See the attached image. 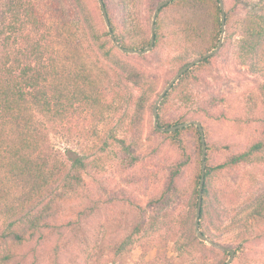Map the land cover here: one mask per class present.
Segmentation results:
<instances>
[{"label":"rangeland","instance_id":"rangeland-1","mask_svg":"<svg viewBox=\"0 0 264 264\" xmlns=\"http://www.w3.org/2000/svg\"><path fill=\"white\" fill-rule=\"evenodd\" d=\"M29 1L45 16L44 44L55 49L63 77L91 69L110 98L116 85L121 98L115 102L116 110L92 108L69 98L73 84L70 77L64 79L68 90L64 92L62 116L49 119L28 110L21 116L20 126L9 118L0 119V161L9 147L18 143L21 127L30 126L38 133L42 153L69 165V159L84 155L99 137L116 135L120 142H111L106 152L97 155L99 167L83 172L82 187L65 200L55 225L38 230L32 240L21 245L3 237L7 233V204L15 203L23 186H29L7 182L0 167V181L5 180L11 189L8 199L0 201V264L6 254L11 256L7 264L227 262L230 255L220 249L189 242L195 177L200 171L196 137L187 133L179 141L161 133L154 127L153 114L156 100L181 67L201 57L200 52L210 45L212 6L166 8L160 17L158 44L145 55L126 54L114 46L120 58L145 74L142 90L151 87L153 91L140 121L134 102L143 91L126 79V72L111 80L117 65L104 57L95 41L93 24L100 33L108 31L98 0ZM161 1L106 0L113 25L128 46L150 39L153 14ZM247 1L254 0H224L226 31L221 49L183 92L190 102L185 106L175 98L164 114L170 122H201L211 150V165L264 136V49L250 57L240 55L241 22L250 8ZM7 2L0 0V22ZM109 40L107 47L111 49ZM25 45L18 44L17 48ZM2 52L0 47V55ZM180 163L184 164L175 179L177 191L165 195ZM210 182L204 230L217 244L235 250L232 264H264V221L254 222L252 218L264 198V164L242 163L213 175ZM166 201L169 204L163 208ZM156 215L159 219L153 230L132 235L137 222L155 223Z\"/></svg>","mask_w":264,"mask_h":264},{"label":"trees","instance_id":"trees-1","mask_svg":"<svg viewBox=\"0 0 264 264\" xmlns=\"http://www.w3.org/2000/svg\"><path fill=\"white\" fill-rule=\"evenodd\" d=\"M104 2L111 21L112 31L119 43L126 48L146 49L150 44V39L142 41L141 45L135 47H130L126 44L123 37L116 31L113 25L106 0ZM188 4L212 6L211 17L213 30L210 34V45L201 51L199 55L212 51L218 46L221 35V9L219 1L175 0L161 9L158 15L154 48L158 44L160 38L159 32L162 29V23L160 21L162 12L171 6ZM247 4L250 8L241 22L242 45L240 55L243 58L250 57L259 50L264 49V0L247 1ZM45 21V16L31 1L8 0L6 10L0 22V47H3L2 55H0V119L9 118L17 126H20L21 123L19 121L21 116L28 110H33L49 119L62 116V110L65 107L63 102L64 92L68 90L63 80L68 77L71 78V83L73 84L70 99L84 101L92 108H97L102 111L110 109L111 111L116 110L114 107L115 102L121 98V95L115 88L119 89V86L116 85L113 87L112 92L114 96L111 94L110 98L109 93H106L105 87L101 85V79L92 75L90 72L91 69H88L90 73L83 69L81 70L82 73L79 72L77 75L76 73H71L64 77L59 72L54 55L55 49L53 50L44 44V40H47L44 30L46 26ZM93 27L95 41L98 43L99 50L103 53L104 57L109 58L112 63L117 65V68L111 72V80L119 78V72L121 73L123 71L126 72V79L142 90L144 82L146 81L145 74L120 58L114 52L113 44L111 49L107 47V38L111 39L108 31L100 33L94 24ZM206 36L204 35L202 38H206ZM108 43L113 42L109 40ZM18 44H26V47L19 49L17 48ZM209 60L210 58L206 59L185 73L164 97L158 109V121L161 127H171L186 122L181 120L167 121V117L164 114L169 110L175 98L179 97L185 106L190 102V97L182 94L187 90L191 79L195 78L196 73ZM184 66L186 64L181 69ZM51 90L53 91L52 93H50ZM142 91L143 93L137 98L136 103L134 102L137 107V113L141 115L139 116L140 121L143 119L142 116L148 107L153 93L151 87ZM31 129L32 127L30 126L27 129L20 128L17 135L18 143L11 145L6 156L0 161V167L5 171L4 179L7 182L15 183V186H21V183L29 186L28 188L26 185L25 187L23 186V192L20 196L18 195L15 203L7 204V233L3 237H5V240L12 239L13 243L17 245H21L27 240L30 241L34 237V233L38 230L43 228L51 229L55 225L54 222L60 217L65 200L78 192L82 187L84 183L83 172L91 166L99 167V159L96 158L97 155L106 152L107 148L111 147V142L115 140L117 143L120 142L116 135L110 138L99 137V142L94 146L88 147L89 149L84 151V155L69 159L68 161L71 163L69 165L59 158H53L52 155L42 153L40 147L41 139L38 133H35L36 131L33 132ZM187 133H192L196 137L198 164L200 167V171L195 177L193 195L194 212L190 218L189 242L191 241L193 244V242L198 241L199 244L206 246V243L199 241L195 232V210L197 207L202 167V142L199 129L192 125L164 134L177 138L180 141L182 136ZM206 144L207 166L200 226L203 233L208 236L204 230V218L211 196L210 181L213 175L242 163L264 164V136L254 140L243 151L228 153L223 161L213 165L210 164L211 150L207 137ZM183 164L180 163L173 173L172 181L170 182L171 185L169 184L167 186L165 195L166 193L170 194L172 191H177L175 179L178 177ZM5 180L0 181V201L2 202L8 199L11 190L8 188ZM168 204L169 201L163 203V208ZM252 218L254 222H258L259 220L264 221V198L258 203L257 208L252 214ZM158 219L159 215H156L155 223L137 222L133 228L132 235L139 234L142 231L149 233L156 226ZM183 223H180L182 229ZM208 237L212 240L210 236ZM187 244L188 246L192 245L191 243ZM221 252L225 255H230V253L223 250ZM10 259L11 256L6 254L2 257L1 263L7 264L10 262ZM225 263L226 260L223 259L218 264Z\"/></svg>","mask_w":264,"mask_h":264},{"label":"water","instance_id":"water-1","mask_svg":"<svg viewBox=\"0 0 264 264\" xmlns=\"http://www.w3.org/2000/svg\"><path fill=\"white\" fill-rule=\"evenodd\" d=\"M173 1H175V0H162L161 2H159L157 4L156 9H155L154 14H153V20H152V25H151L150 44L146 49H143V50L123 47L119 43V41L116 39V37L112 31L111 21H110L109 14H108L107 7L105 5L104 0H98V5L100 8L101 15H102L103 21L105 23V26H106L108 32L110 33V38L113 42V45L123 53L137 54V55L142 56V55H145V54L151 52L154 49L155 42H156V22H157L158 15H159L161 9H163L165 6H167L169 3L173 2ZM218 1H219L220 9H221V35L219 38L218 46L212 52H208V53L202 55L201 57H198L197 59L188 63L174 76V78L171 80V82L162 91V93L159 95L158 99L156 100L155 105H154V109H153V114H154V127L156 130H158L160 132H164V133L173 132V131H176L177 129H181V128H184L187 126H192V125L198 127L199 132H200V136H201V142H202V167H201V181H200V185H199V194H198L196 216H195V232H196L198 239L201 242H204V243H206L212 247H215V248L223 250L227 253H230V258L225 264H232L234 257H235V250H233L231 248L223 247V246L217 244L215 241L211 240L207 235H205L203 233V231L201 230V226H200L201 212H202V207H203V194H204L203 191H204L205 174H206V166H207V164H206L207 144H206V138H205L203 125L199 121H189L186 123H179V124H177L175 126H171V127H161L159 125V121H158V119H159L158 109H159V106H160L161 102L163 101L164 97L167 95V93L172 90V88L176 85V83L180 80V78L184 76L185 73H187L192 68H194L196 65L200 64L201 62L205 61L206 59H209L212 56L216 55L223 45L224 38H225V31H226V9H225L224 0H218Z\"/></svg>","mask_w":264,"mask_h":264}]
</instances>
